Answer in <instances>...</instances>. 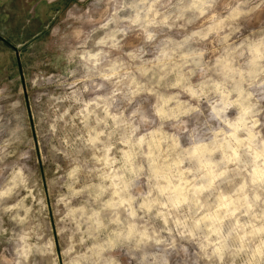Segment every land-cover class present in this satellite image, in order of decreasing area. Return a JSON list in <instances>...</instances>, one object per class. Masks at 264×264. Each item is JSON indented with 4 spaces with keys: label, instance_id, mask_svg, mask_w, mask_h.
<instances>
[{
    "label": "clouds",
    "instance_id": "1",
    "mask_svg": "<svg viewBox=\"0 0 264 264\" xmlns=\"http://www.w3.org/2000/svg\"><path fill=\"white\" fill-rule=\"evenodd\" d=\"M27 79L49 187L0 81V264H264V0H90Z\"/></svg>",
    "mask_w": 264,
    "mask_h": 264
},
{
    "label": "rangeland",
    "instance_id": "2",
    "mask_svg": "<svg viewBox=\"0 0 264 264\" xmlns=\"http://www.w3.org/2000/svg\"><path fill=\"white\" fill-rule=\"evenodd\" d=\"M89 2L90 0H84L83 3L81 0H41L37 14L30 16V20H27L23 29L21 25H11L8 22L9 18L0 25V81L15 80L13 91L21 94L26 118L30 125L38 175L45 180V192L49 187L46 180L47 169L43 160L45 145L41 139L39 122L35 116L32 101L33 92L27 78L35 56L49 41L52 30L61 25L67 16L82 13L89 6ZM26 16L28 18L29 15L26 14ZM48 70L51 71V69ZM49 203L51 233L54 238L55 252L59 255L61 244L56 235V218L52 212L51 202Z\"/></svg>",
    "mask_w": 264,
    "mask_h": 264
},
{
    "label": "crops",
    "instance_id": "3",
    "mask_svg": "<svg viewBox=\"0 0 264 264\" xmlns=\"http://www.w3.org/2000/svg\"><path fill=\"white\" fill-rule=\"evenodd\" d=\"M41 0H0V25L2 22H8L16 25H21L23 29L30 16L37 14ZM27 15L28 18H27ZM30 22V21H28Z\"/></svg>",
    "mask_w": 264,
    "mask_h": 264
}]
</instances>
